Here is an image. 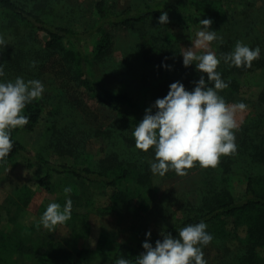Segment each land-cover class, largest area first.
Masks as SVG:
<instances>
[{
    "label": "trees",
    "instance_id": "1",
    "mask_svg": "<svg viewBox=\"0 0 264 264\" xmlns=\"http://www.w3.org/2000/svg\"><path fill=\"white\" fill-rule=\"evenodd\" d=\"M27 1L0 0V21L5 23V32L12 44L0 49V63L6 67L12 64L23 68V61L26 59L28 65L33 57L40 61L41 50L34 47V38L38 39V32H42L46 36L41 45L43 51L55 55L57 65L66 71L67 80L78 93L72 102L69 101V96L62 94L66 109L68 106L70 109H79L78 105L83 101L80 95L82 94L113 113L112 119L100 130L101 135L112 145L105 157L93 162L88 161L84 165L54 163L42 157H34V160H31L27 157V164L39 162L45 168L38 183L46 189L51 186L52 172L67 174L103 187H115L114 192L109 195L110 202L97 209L99 213L120 212L121 205L130 201L132 196L139 200L137 209H150L152 203L150 193L147 192L150 191L155 173L151 171L149 162L155 158L154 150L151 147L147 151L138 149L132 135L133 130L143 118L145 109L157 98L167 94L169 85L173 82L171 77L184 75L185 79L180 81L186 89L191 90L202 74L194 64L186 69L183 63H180L176 57V42L169 39L166 46L158 48L163 59L157 56L155 60H164V63L171 67L160 65L155 68L151 51L156 49L157 45L151 39L141 36L137 44L141 55L146 62H150L152 57L151 68L143 65L148 70V81L143 83L136 95L131 94L126 87L114 90L101 86L94 73V67L100 64L111 48L110 41L105 38L106 26L129 27L139 22L154 21L157 27H162L163 24L157 19L161 11H173L174 14L178 11H191L197 21L212 19V28L222 37V41L212 42L216 46L217 55L233 50L237 40H242L251 47L259 45L261 56L252 61L251 67H236L223 60L218 65L217 71L229 82L227 88L219 90L227 102H239L244 99L240 96L243 75L264 69V0H139L135 6L127 5L119 10L107 6L103 0H96L93 5V25L86 19L85 5L77 0H37L39 3L46 2L57 13L68 16L67 22L64 19L55 20L45 16L29 7ZM258 2H262V5ZM10 53H13L12 57ZM250 99V113L243 120L242 126L234 130L236 151L220 156L215 166L216 174L202 177L200 189H204L198 193L195 203L189 206L190 212L180 223L162 231L175 236L180 228L204 220L208 225L207 231L214 237L211 242L219 243L218 240L223 241L229 237L237 239V247L231 251L235 261L233 264H264V257L260 255L264 249V84L257 95ZM46 105L47 102L43 98L34 99L26 105L24 113L30 119L25 126L12 130L13 148L0 164L25 154L26 147L18 138L19 133L34 130L42 120H46L45 129L51 136L50 143L53 147L77 155L80 141L84 140L83 132L79 129L82 123L75 119L79 116L70 114L66 123L59 127L57 110H54V107L48 109L45 117ZM71 129L76 131H68ZM196 163L191 168L195 167ZM207 168L206 171L209 170ZM159 176L173 178L178 175L175 170L169 169ZM129 181L133 182L132 187H126L125 183ZM239 183H243L240 194L231 188ZM239 231L243 232L242 236ZM89 233L88 212H73L70 221L71 238L83 239ZM157 239L162 240V235L150 242L155 245ZM37 246L38 248L34 244H18L0 235V264H23V261L17 260L14 247L20 251L19 254H38L35 264H78L76 257L80 259L82 256L86 259L90 254L103 258L98 260L97 264H115L117 258L122 256L135 261L136 256L144 251L142 243L131 245L128 241H120L114 244L105 233H100L94 249L80 248L73 252L74 250L64 243L53 239ZM84 253L88 255L85 257ZM105 257L109 259L104 261Z\"/></svg>",
    "mask_w": 264,
    "mask_h": 264
},
{
    "label": "rangeland",
    "instance_id": "2",
    "mask_svg": "<svg viewBox=\"0 0 264 264\" xmlns=\"http://www.w3.org/2000/svg\"><path fill=\"white\" fill-rule=\"evenodd\" d=\"M95 1L77 0V2L85 5L86 11L84 13L91 25L95 21L93 14ZM103 1L107 6L119 10L127 5L135 6L139 0ZM153 1L158 0H150V2ZM258 4L262 5V2H258ZM27 5L47 17L68 21V16L52 10L46 2L39 3L37 0H28ZM168 16V22L163 24L162 27H157L154 21L139 22L129 27L106 26L107 28L104 30L105 38L110 41L111 48L100 64L94 67L98 83L114 90L126 87L131 94L136 95L143 83H146L149 79L148 70L143 65L151 68L152 57L154 58L155 68L162 65L161 62H164V60L158 62L155 58L158 56L163 59L158 48L166 46L168 39L176 42L178 50L176 57L181 63L183 60L181 53L184 51V47L191 45V41L195 38V32L200 25L195 20V14L191 11H178L175 14L171 11ZM4 25L5 23L0 21V33L5 36L7 41V45L3 48L10 47L11 44ZM38 34V39L34 38L36 40L34 47L41 50L40 61L33 57L28 65L26 59L23 61V68H17L12 64L7 67L4 65L5 76L0 79H5V81L14 80L17 76H23L25 80L40 79L45 85L44 92L40 97L47 102L45 117L48 109L54 107V110H57L58 126L62 127L70 114L71 116L76 114L79 117H75V119L78 123H82L79 129L83 132L82 137L84 140L80 141L81 145L77 155H73L53 147L50 143L51 136L45 129L47 127L46 120L40 121L32 131H21L19 133L18 138L26 147L25 154L0 164V235L8 241L18 244L23 243L27 246L34 244L37 248V245H41L44 241L53 239L64 243L75 252L80 248L94 249L100 233L107 234L114 244L120 241H128L131 245H134L142 243L146 239L145 233L148 230H151L149 239L152 240L159 237L165 228L180 223L185 215L190 212L189 206L195 203L198 193L204 189H200L202 187V177L216 174L215 166L207 168L196 163V166L186 171L185 174H177L178 176L173 178H161L158 174H154L152 186H150V191L147 192L150 193L152 204L147 211L137 209L139 200L136 196H132L130 201H126L121 205L120 212L103 213L102 211V213H99L97 209H101V205L110 202L109 195L114 192L115 187H103L97 183H88L83 179H77L67 174L52 172L49 189L39 185L38 180L44 175L45 168L39 162L28 165L27 157H30L31 160H34V157H42L54 163L75 165H84L88 161L93 162L105 157L112 145L107 138L101 135L100 130L112 119L113 113L86 96L83 97L82 94L80 95L83 101L79 105L77 104L79 109L75 107L70 109L69 106L66 109L67 106L64 103L62 94L69 96V101L72 102L78 93L67 80L66 71L60 69L57 65L55 55L43 51L41 45L46 36L42 32H38ZM141 36L151 39L157 45L156 49L151 51L150 62L144 60L141 49L137 45ZM210 47L211 50L217 53L216 46L212 42ZM197 51H205V49H198ZM12 55L13 53H10V57ZM32 61L37 63L33 66ZM190 66L185 68L189 69ZM184 79V75H178V78L171 77L173 82ZM263 84L264 69L247 73L241 77L240 96L244 99L240 101L246 103L248 108L246 111L237 114L238 121L242 120L240 126L250 113V98L257 95ZM234 102L237 101L231 100L228 103ZM68 131L75 132L76 129ZM206 168L209 170L206 171ZM68 185H71L73 190L71 193L65 194L63 188ZM125 185L126 187H132L133 182L129 181ZM242 187L243 183L231 186L238 194L241 193ZM132 193L135 195L134 191ZM69 195L73 202L72 214L75 211H87L89 215L90 233L83 239L71 238V218L62 224L55 225L54 229L46 228L41 223V215L46 210L47 204L51 201H57L63 205L66 196ZM238 233L241 236L243 235L242 231ZM220 240H218L219 243L210 242L203 247L204 258L208 264H233L235 261L231 251L236 249L237 239L229 237L223 241ZM14 250H16L17 260L23 261V264H35L38 261V254H19L20 251L16 247H14ZM39 251L35 252L38 253ZM83 255L86 257L88 254L84 253ZM260 255L264 257V249L261 250ZM102 259L101 256L98 257L93 254H90L89 258L86 259H83L82 256L80 259L76 257L78 264H97L98 260ZM108 259L105 257L104 261Z\"/></svg>",
    "mask_w": 264,
    "mask_h": 264
},
{
    "label": "clouds",
    "instance_id": "3",
    "mask_svg": "<svg viewBox=\"0 0 264 264\" xmlns=\"http://www.w3.org/2000/svg\"><path fill=\"white\" fill-rule=\"evenodd\" d=\"M157 19L160 24H166L169 20L167 11H161ZM212 23L211 18L200 19L194 40L181 53L185 67L194 64L202 73L195 86L188 90L181 81L172 82L167 94L145 109L143 118L133 130L138 149L153 148L155 158L149 166L155 174L164 175L173 169L183 175L196 162L202 167H214L222 154H231L237 149L234 130L242 123L237 114L246 111L248 105L243 101L228 103L220 95L219 90L227 88L229 82L222 78L217 67L221 60L236 67H251L252 61L260 58L261 47H251L237 40L233 50L217 55L210 45L213 41H222V37L212 28ZM5 45V36L0 33V48ZM36 63L31 62L33 66ZM161 64L165 68L171 67L163 61ZM4 76V66L0 63V78ZM44 89L40 79L25 80L23 76L7 81L0 79V161L13 148L12 130L25 126L30 119L24 113L26 105L40 98ZM72 190L71 185L63 188L65 194ZM72 207L70 195L66 196L63 205L57 201L49 202L41 215V223L54 229L55 225L71 218ZM207 228V223L200 220L180 228L175 236L162 232L163 239H157L155 245L150 242L151 230H148L142 242L144 251L135 261L122 256L115 264H208L203 247L214 237Z\"/></svg>",
    "mask_w": 264,
    "mask_h": 264
}]
</instances>
